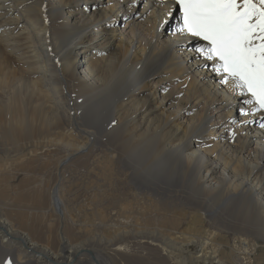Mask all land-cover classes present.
I'll use <instances>...</instances> for the list:
<instances>
[{"label":"bare ground","instance_id":"obj_1","mask_svg":"<svg viewBox=\"0 0 264 264\" xmlns=\"http://www.w3.org/2000/svg\"><path fill=\"white\" fill-rule=\"evenodd\" d=\"M12 1L28 17L30 33L13 38L0 31V120L14 116L6 137L24 134L17 114L26 106L45 113L49 154L65 150L55 177L95 149L113 162L126 149L131 190L147 209L132 201L133 225L131 217H100L108 233L75 218L25 229L1 215L0 264H186L171 258L189 246L193 264H225L222 248L208 246L210 237L186 243L166 228L167 215L182 218L186 212H172L189 204L208 210L207 199L225 204L203 211L214 222L229 211L223 209L241 208L232 228L247 236H235L231 263L257 262L252 255L264 247V112L241 114L249 108L244 98L193 51L204 42L175 31L179 12L172 0ZM13 14L0 1V15ZM106 125V143H98ZM60 181L51 185L49 206L64 217ZM147 216L163 219L155 225Z\"/></svg>","mask_w":264,"mask_h":264},{"label":"rangeland","instance_id":"obj_2","mask_svg":"<svg viewBox=\"0 0 264 264\" xmlns=\"http://www.w3.org/2000/svg\"><path fill=\"white\" fill-rule=\"evenodd\" d=\"M0 1L14 9V14L10 17V20L8 16L0 15V31L7 29L13 38H22L25 33H30V27L26 26V22H24V20H28V17L21 14L18 8L19 4H14L15 2L12 0ZM47 2L55 4V0H47ZM92 4L88 3V5ZM174 13L177 14L178 11H174ZM167 21L170 22L171 17ZM21 30H24V32H21ZM72 59L77 63H81L83 58L81 54L74 53ZM44 76L47 80L48 88L53 89L52 83L46 78L47 74ZM218 82L216 83L218 84ZM2 87L3 84L0 81V89ZM14 98L15 101L25 102L24 98H17V96H14ZM77 114L78 122L83 126V117L78 112ZM17 115V122L22 127L24 134L16 138L9 137V135L6 137L5 134L7 133L4 132V129L12 125L14 116H11L10 120L4 123L0 120V216H6L10 222H17L18 224L20 223L19 221H22L21 226L25 229L28 228L26 226L29 223L35 222L50 226L58 222L56 219L75 218L77 220L81 219L80 221L88 224H93V229L96 232L108 233L110 230L107 228L110 226L106 227L98 224L100 217L121 216L123 218L121 219L122 222L131 220L130 225H133L132 201L133 205L144 206L147 209L145 201L136 200L133 190H131L129 170H126L127 166L122 161L124 159L129 164V152H125L126 149L124 154L118 156L115 162L108 159V157L97 156V149H95L88 157L81 158L75 163L71 162L69 164L71 169L66 170L59 177H55L53 172L54 164L56 160H60L64 156L65 150L59 148L58 154L53 155L55 157L49 154L48 146L46 145L49 124L48 116L28 106ZM58 121L66 123L61 117H58ZM106 129L107 125L102 126L97 140L98 143H106L103 139ZM194 147L197 148V143H195ZM59 178L61 179V194H63V199L66 203L67 212L64 217H58L49 206L51 185ZM236 179V181L239 180L238 177ZM206 205L208 210H201L199 207L189 204L184 209L172 212H186V214L182 218H171V216L167 215L165 217L167 220H165L166 228H171L169 231H173L174 236L178 240L182 239L186 243L191 240H198L199 243L200 240H207L210 237L208 246H210L211 242L219 245L222 251L218 252V256L222 257L225 264H232L230 255L233 252L231 248L233 245H238L234 243L237 242L235 236H247L232 228L234 221L242 217L240 214L241 208L223 209L229 211H225L220 216V221L215 220L214 222L205 216L203 211L217 210L224 207L225 204L207 199ZM147 213L155 214L156 212L147 210L145 214ZM129 217H131L130 220ZM146 219L152 221L151 223L153 224L156 223L155 225H160L161 222L159 221L163 217H156V220L158 219L157 222L150 216H147ZM248 238L252 239L254 236L251 235ZM184 247H186V244ZM189 247L191 249V246ZM190 249H184L181 251L182 254L174 250L171 261L180 260L181 257L186 264H193L190 257L192 256ZM252 257L258 261H253L250 264H264V247H258L257 252ZM198 264H204V262H198ZM205 264L212 263L207 262Z\"/></svg>","mask_w":264,"mask_h":264},{"label":"snow or ice","instance_id":"obj_3","mask_svg":"<svg viewBox=\"0 0 264 264\" xmlns=\"http://www.w3.org/2000/svg\"><path fill=\"white\" fill-rule=\"evenodd\" d=\"M172 2L179 12L175 31L204 42L193 51L211 61L221 82L244 98L249 108L242 107L241 114L264 112V0Z\"/></svg>","mask_w":264,"mask_h":264}]
</instances>
